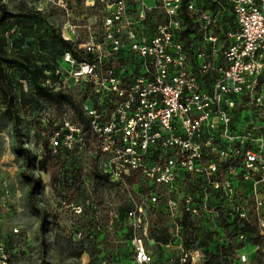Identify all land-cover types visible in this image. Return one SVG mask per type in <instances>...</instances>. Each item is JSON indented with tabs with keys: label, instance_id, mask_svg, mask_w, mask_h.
Masks as SVG:
<instances>
[{
	"label": "built area",
	"instance_id": "1",
	"mask_svg": "<svg viewBox=\"0 0 264 264\" xmlns=\"http://www.w3.org/2000/svg\"><path fill=\"white\" fill-rule=\"evenodd\" d=\"M43 1L70 15L63 0ZM151 1L133 0L132 20L127 0H83L84 8L109 9L100 26L107 56L90 26L83 44L60 55L67 75L88 92L79 101L90 120L91 157L128 200L132 228L145 233L147 210L162 202L173 225L184 215L220 224V239L238 246L243 263L248 233L228 236L223 224L250 223L263 242L253 251L264 262V0ZM155 9L164 20L144 34L139 30ZM67 27L72 37L75 26ZM125 51L139 59L133 74L111 62ZM62 124L79 134L77 122L64 116ZM137 176L148 184L139 200ZM132 245L136 264H156L140 237ZM181 256L180 264H189L203 255L191 249ZM0 264H11L2 241Z\"/></svg>",
	"mask_w": 264,
	"mask_h": 264
},
{
	"label": "rangeland",
	"instance_id": "2",
	"mask_svg": "<svg viewBox=\"0 0 264 264\" xmlns=\"http://www.w3.org/2000/svg\"><path fill=\"white\" fill-rule=\"evenodd\" d=\"M146 1L152 3L151 0ZM63 2L71 9L69 16L52 2L1 0L15 16L0 22V51L10 59L23 60L40 68L43 84L62 89L79 100L85 98L88 92L67 75L60 55L67 48L83 44L87 37L86 26H90L94 29L97 42L105 50L103 55L107 56L108 47L104 44V31L100 26L109 9L99 5L84 8L83 0ZM127 5L129 16L134 20L133 0H127ZM163 20L159 9H155L148 14L139 31L150 35L153 24ZM67 24L75 26L72 37ZM63 37L68 38L67 41ZM201 47L198 43L193 49ZM78 52L80 58H89L81 50ZM112 57L115 68L123 65L126 75L135 73L139 65V59L126 51ZM2 68L12 86L19 116V133L24 147L30 150L31 158L41 159L46 142L53 152L59 148L61 159L65 158L64 152L70 149L72 143L75 150H85L90 156L94 155L92 138L89 146H86L82 135H70L64 124L58 133L51 134L60 121L52 115L47 103L33 98L25 72L18 65L2 64ZM3 112L4 105L0 99V241L11 251V264H136L132 245L135 236L142 239L156 264H180L183 252L191 249H199L203 256L196 261L191 260L189 264L262 263L261 251H253L255 235L247 237L246 247L240 251L246 254V260L240 263L235 252L224 256L222 251L217 250V246L228 244L225 239H220L223 233L220 224L208 227L203 225L208 223L201 219L185 221L184 215L173 225L164 213L162 202L147 210L145 233L141 228H132L124 214L130 206L128 200L109 182H95L89 163L80 165L81 185L74 194L51 185L48 173L38 171L33 163L27 167L19 155L17 137ZM94 164L97 168V164ZM30 175L42 184L35 194V204L41 216L31 207ZM134 180L138 188H143L140 191L134 186L133 194L139 200L148 184L140 176L134 177ZM13 229L17 232L14 233ZM77 231L82 232L81 238L76 237ZM234 232L231 226L226 227L228 236ZM207 233L219 239L213 242L208 239ZM155 235L166 238V242L155 241ZM93 250L96 253L89 255Z\"/></svg>",
	"mask_w": 264,
	"mask_h": 264
},
{
	"label": "trees",
	"instance_id": "3",
	"mask_svg": "<svg viewBox=\"0 0 264 264\" xmlns=\"http://www.w3.org/2000/svg\"><path fill=\"white\" fill-rule=\"evenodd\" d=\"M15 14L7 10L5 4L1 3L0 0V22L7 18L14 17ZM189 30L185 31L183 35H187ZM62 43L64 40L60 39ZM189 42V41H187ZM67 50H71L67 48ZM2 64L7 66L18 65V67L23 70L27 76V81L32 91L33 98L49 105L52 115L60 121V124L54 128L53 132L58 133L59 129L63 127L62 119L65 116L71 122H77L79 127V134L82 135L84 145L89 146L90 139L93 138L90 133V120L87 116L82 113L81 103L79 100L73 96L71 93H67L62 89H54L50 86L43 84L42 70L37 67H33L23 60H13L6 57L2 51H0V99L4 105V116L11 122L15 136L17 137V145L19 146V155L27 163V167L33 163L34 167L43 173H48L50 176V182L53 186H58L66 192H71L74 194L79 190L80 187V173L81 166L84 163H89L93 170V180L95 182H108V178L105 174L99 172L94 164V160L85 150L77 151L75 150V144L72 143L70 149L65 150V158H60L59 148L53 152V149H48V142L44 145V152L41 159L36 160L31 158L30 150L24 147L22 138L19 133V116L14 105V94L12 91V86L8 82L6 75L3 72ZM48 141V140H47ZM30 201L33 211L41 216L40 210L35 204V194L42 188L41 181L30 175ZM131 181V178H129ZM129 208V207H128ZM126 208V211L128 210ZM228 227L230 224H223ZM234 231L246 232L248 235L256 234V228L250 223H244L242 225H237L233 223L231 226ZM209 240L212 239L213 242L217 241L213 237L212 233H207ZM155 241L166 242V238H160L159 236H154ZM256 243L261 245L263 242L260 237L255 236ZM217 245V244H216ZM238 247V246H237ZM235 244L228 243L226 246H217L218 251H222L225 256L226 253H233L234 249L237 248ZM228 250V252H227ZM96 251L89 252V255L95 254ZM261 264H264L262 261Z\"/></svg>",
	"mask_w": 264,
	"mask_h": 264
}]
</instances>
